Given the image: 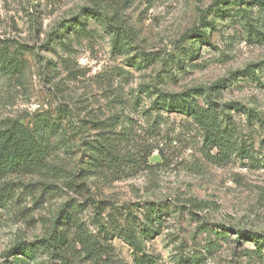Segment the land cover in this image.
I'll use <instances>...</instances> for the list:
<instances>
[{"label": "rangeland", "instance_id": "374dc122", "mask_svg": "<svg viewBox=\"0 0 264 264\" xmlns=\"http://www.w3.org/2000/svg\"><path fill=\"white\" fill-rule=\"evenodd\" d=\"M174 95L211 102L225 162ZM12 122L43 163L0 180V264H264L235 234L264 235L263 2L0 0V131ZM102 132L137 158L125 174L85 171ZM18 244L34 259L7 255Z\"/></svg>", "mask_w": 264, "mask_h": 264}, {"label": "trees", "instance_id": "16d2710c", "mask_svg": "<svg viewBox=\"0 0 264 264\" xmlns=\"http://www.w3.org/2000/svg\"><path fill=\"white\" fill-rule=\"evenodd\" d=\"M257 1L264 3V0ZM183 96L185 95H174L170 96V99L175 102L180 100V103L185 105L186 113L193 118L203 132L204 147L208 152L216 151L215 159L218 163L225 162L232 151L231 136L221 128L217 110L211 106L210 101L208 108H202L196 105L190 97L183 98ZM121 142V139L116 137L113 132L100 133L98 138L88 144L89 157L85 171L95 175L97 172L100 174L109 173L115 177L130 170V168H125V165L136 163L138 160L132 154H123L124 146ZM42 163V154L37 149L35 138L26 127L18 122H12L6 129L0 131V180L10 173L31 174ZM7 187L8 184H5L0 188V192L1 190L9 191ZM3 196L0 193V205H2ZM147 208L153 210L154 205L148 204ZM235 234L238 237L247 235L258 247H260V243L262 245L264 243L263 234L246 233L239 230H236ZM62 239L63 232L53 228L45 243L56 247L62 242ZM16 252L32 260L36 253L29 246L18 244L7 255H16Z\"/></svg>", "mask_w": 264, "mask_h": 264}]
</instances>
